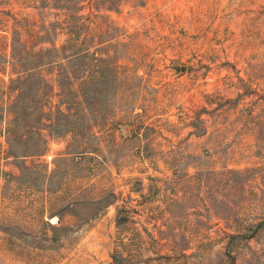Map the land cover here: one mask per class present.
Instances as JSON below:
<instances>
[{"label":"rangeland","instance_id":"1","mask_svg":"<svg viewBox=\"0 0 264 264\" xmlns=\"http://www.w3.org/2000/svg\"><path fill=\"white\" fill-rule=\"evenodd\" d=\"M0 264H264V0H0Z\"/></svg>","mask_w":264,"mask_h":264}]
</instances>
